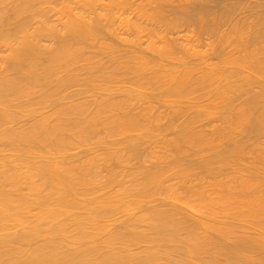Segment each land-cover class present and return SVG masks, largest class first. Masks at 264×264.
I'll return each instance as SVG.
<instances>
[{
  "label": "bare ground",
  "instance_id": "1",
  "mask_svg": "<svg viewBox=\"0 0 264 264\" xmlns=\"http://www.w3.org/2000/svg\"><path fill=\"white\" fill-rule=\"evenodd\" d=\"M262 137L264 0H0V264H264Z\"/></svg>",
  "mask_w": 264,
  "mask_h": 264
},
{
  "label": "rangeland",
  "instance_id": "2",
  "mask_svg": "<svg viewBox=\"0 0 264 264\" xmlns=\"http://www.w3.org/2000/svg\"><path fill=\"white\" fill-rule=\"evenodd\" d=\"M255 88H256V87H255ZM255 88H254V89H255ZM255 90H257V89H255ZM215 122H217V121H215ZM262 138L264 139V137H262ZM262 138H261V139H262ZM261 139H260V142H258L259 140L256 141L257 144H258V146H259V144L262 143V141H263V140L261 141ZM263 144H264V143H263ZM247 156H248V158H249V155H247ZM250 156H251V155H250ZM250 230H251V229H250ZM252 230H255V229H252ZM249 232H251V231H249ZM252 232H253V231H252Z\"/></svg>",
  "mask_w": 264,
  "mask_h": 264
}]
</instances>
